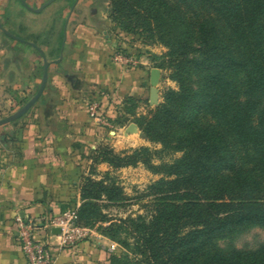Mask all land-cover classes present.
<instances>
[{"label": "trees", "instance_id": "16d2710c", "mask_svg": "<svg viewBox=\"0 0 264 264\" xmlns=\"http://www.w3.org/2000/svg\"><path fill=\"white\" fill-rule=\"evenodd\" d=\"M216 2L237 37L239 54L213 20L192 26L167 0H112V17L118 25L155 32L169 50L168 63L158 68L171 69L178 89L166 90L152 118L137 124L148 141L182 157L168 166V176L174 179L156 186L158 197L149 219H119V225L105 229L112 241L121 231L135 240L133 245L121 242L134 258L122 250L110 257L111 264H264V246L225 251L215 244L219 236L264 227V155L252 170L239 167L227 138L202 121L210 113L264 149V119L259 128L253 127L255 109L247 96L264 90V0ZM235 71L244 73L241 84L230 80ZM158 154L142 148L119 155L104 147L96 151L95 159L117 169L143 163L157 170L152 160ZM104 198L125 199L118 186L84 177L77 209L81 227L111 221L99 211Z\"/></svg>", "mask_w": 264, "mask_h": 264}, {"label": "crops", "instance_id": "0c3cea01", "mask_svg": "<svg viewBox=\"0 0 264 264\" xmlns=\"http://www.w3.org/2000/svg\"><path fill=\"white\" fill-rule=\"evenodd\" d=\"M37 2L26 3L41 8ZM51 5L34 13L21 0H0L1 24L27 42H18L0 30V118L19 111L41 86L38 71L42 67L43 72L44 59L29 43L52 62L41 99L21 121L0 127V264H29L19 241L18 217L38 225L39 239L59 243L55 234H49L48 223L57 214L82 204L81 182L93 150L108 141L105 126L92 117L85 102L70 88L74 82L66 84L59 74L53 75L54 66L83 68L96 85L116 89L123 98H142L146 78L150 82L152 69L149 73L142 68L126 71L107 62L101 69L91 70L82 58L91 62L99 54L91 47L93 38L87 32L66 33L64 43L58 39L57 46L55 36L46 35L49 25L55 23L49 17L57 4ZM17 103L19 107L12 111ZM122 132L126 137V129ZM115 251L109 241L92 237L76 247L56 248L55 255L57 264H111Z\"/></svg>", "mask_w": 264, "mask_h": 264}, {"label": "rangeland", "instance_id": "374dc122", "mask_svg": "<svg viewBox=\"0 0 264 264\" xmlns=\"http://www.w3.org/2000/svg\"><path fill=\"white\" fill-rule=\"evenodd\" d=\"M29 1L35 4L38 1V4L43 5L48 0ZM167 1L178 9L186 21L192 26L198 25L205 19L213 20L225 42L234 52L239 54L241 49L236 39L237 37L220 16L218 12L220 7L216 0ZM55 4L57 5L49 17L50 19H54L55 23L49 25L46 35L49 34L51 37L55 36V40L57 39L56 45L58 46L59 40L62 41L61 43H64L66 33L72 36L76 32L80 33L84 31L89 33L93 38L91 47L99 54L91 62L87 61V58L85 59V56H83L82 59L86 61V64L91 70H99L101 69V65L107 64V62L115 65L120 70L126 71L142 68L146 69L148 71L147 73H149L150 69L157 68L161 70L162 76L157 86L155 102L151 100V84L148 78H146V82L143 84L146 94L142 98L132 96L123 98L116 89H108L103 85H96L88 77L87 73L83 71V68L75 66H54L52 72L53 75L59 74L66 84H71L70 81L73 80L74 84L69 85L71 89L73 88V93L77 95L78 99L85 102L90 114L92 112L91 107L96 106L97 112L106 123L103 125L101 123L99 124L105 126V134L108 137V141L98 144L93 150L91 165L83 178L92 177L95 180H106L108 184L118 186L122 190L125 198L124 200L114 202L104 198L105 200L100 202L99 211L106 214L111 221L107 223L93 221L87 227L91 231L88 239L101 237L112 244L116 250V254H121L123 250L133 259L132 251L130 253L121 244L123 241H129L133 245L135 240L131 235L127 231H121L117 234L118 239L112 241L105 232V229L110 224L119 225V222H117L119 219L128 217L138 219L139 216L149 219L152 214L153 204L158 197L156 186L162 181L174 179L168 176V166L174 164L182 157V153L168 154L163 152L160 144L147 140L145 134L137 124V122L139 124H145L152 118L153 112L164 102V92L166 90L178 89V84L173 79L171 69L168 67L164 69L158 68V66H163V64L168 63L169 58L166 55L169 50L160 41L159 36L155 37V32L136 31V29L135 31H129L118 25L112 17V0H88L87 4H83V8L87 7V11H89L90 7L97 10L94 17L74 15L69 22H67V15L70 7L68 6L67 0L59 3L54 2L51 6ZM261 23L264 24V19ZM19 75L23 77L24 73H20ZM38 76L43 77L42 67L38 71ZM243 77L244 73L235 71L230 76V80L241 84ZM243 90L246 89L244 88ZM247 96L253 102V108L255 109L253 127L259 128L260 122L264 119V90L259 89L257 92H252V94ZM22 97L23 95L20 94V98ZM18 107L19 103L14 104L12 111ZM0 114H2V111ZM2 119L0 118V120ZM126 120H129L131 123L126 125ZM202 121L205 126L221 132L227 138L239 167L249 170L256 168L259 158L264 155V149H261L246 138L235 134L222 119L215 118L210 113H205ZM131 124L138 126L139 133L124 137L122 130ZM104 147L113 149L119 155L122 153L132 154L134 151L142 148H147L151 152L158 151L159 154L154 156L152 160L153 165L158 168L157 170L151 169L146 164L139 163L137 166L117 169L106 162H96V151ZM82 183L83 179L81 185ZM215 244L218 248L225 251L232 249L243 251L257 250L264 246V227L253 226L234 234L219 236L215 240Z\"/></svg>", "mask_w": 264, "mask_h": 264}, {"label": "built area", "instance_id": "2783aa9c", "mask_svg": "<svg viewBox=\"0 0 264 264\" xmlns=\"http://www.w3.org/2000/svg\"><path fill=\"white\" fill-rule=\"evenodd\" d=\"M97 107H91V115L98 123L106 124L101 115L97 112ZM78 207L67 209L50 220L47 229L53 235L54 228L60 229L59 235H54L59 239L57 245H53L47 240L39 239V227L37 224L27 223L23 219H17L19 241L29 264H57L55 249H65L76 247L78 244L88 239L91 231L78 224Z\"/></svg>", "mask_w": 264, "mask_h": 264}, {"label": "water", "instance_id": "95a60500", "mask_svg": "<svg viewBox=\"0 0 264 264\" xmlns=\"http://www.w3.org/2000/svg\"><path fill=\"white\" fill-rule=\"evenodd\" d=\"M56 0H50L48 1L46 4H44L41 8H32L31 6H29L24 0H21L22 4L31 12L34 13H41L43 10H45L47 7H49L52 3H54ZM0 30L6 34L8 37L18 41V42H22V43H27L25 40L21 39L20 37L16 36L15 34H13L12 32H10L9 30H7L0 21ZM30 45L36 47L43 56L44 59V69H43V77H42V83L41 86L38 90V92L36 93V95L29 100V102L27 104H25L19 111H17L16 113L12 114L11 116H8L2 120H0V127L14 123L18 120H20L24 115H26L29 110H31V108H33L35 106V104L41 99V97L43 96L47 85H48V81H49V69H50V65L52 64V62H49L47 60V57L45 56V54L41 51L40 48H38L37 46H35L34 44L29 43ZM61 60H58L57 62H59ZM161 70L154 68L151 70V75H150V84H151V100L152 102H155V97L157 94V86L160 83L161 80ZM71 80V79H70ZM72 82H74L73 80H71ZM139 133V128L136 124H131L126 128V136H129L131 134H137ZM52 233L55 235H59L61 233L60 229L54 228L52 230Z\"/></svg>", "mask_w": 264, "mask_h": 264}, {"label": "flooded vegetation", "instance_id": "af4514ba", "mask_svg": "<svg viewBox=\"0 0 264 264\" xmlns=\"http://www.w3.org/2000/svg\"><path fill=\"white\" fill-rule=\"evenodd\" d=\"M25 2H28V0H24ZM50 1V0H48ZM47 1V2H48ZM63 0H56L55 2L59 3ZM47 2H45L44 4H46ZM68 2V6L70 7L69 11H68V15H67V22L70 21V19L76 15V16H84V15H87L89 16L90 18L94 17L95 13L97 10H94L93 8H89V11H87V7L83 8V4H87L88 3V0H67ZM43 4V5H44ZM42 5V6H43ZM66 32V30H65Z\"/></svg>", "mask_w": 264, "mask_h": 264}]
</instances>
